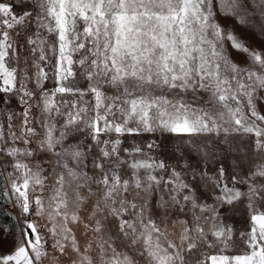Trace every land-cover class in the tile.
Masks as SVG:
<instances>
[{
	"label": "snow or ice",
	"instance_id": "6c2138e0",
	"mask_svg": "<svg viewBox=\"0 0 264 264\" xmlns=\"http://www.w3.org/2000/svg\"><path fill=\"white\" fill-rule=\"evenodd\" d=\"M0 264H264V0H0Z\"/></svg>",
	"mask_w": 264,
	"mask_h": 264
}]
</instances>
